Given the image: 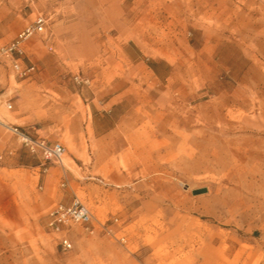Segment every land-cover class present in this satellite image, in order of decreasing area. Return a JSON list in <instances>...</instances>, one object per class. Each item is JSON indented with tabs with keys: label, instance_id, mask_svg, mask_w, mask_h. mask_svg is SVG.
Masks as SVG:
<instances>
[{
	"label": "rangeland",
	"instance_id": "obj_1",
	"mask_svg": "<svg viewBox=\"0 0 264 264\" xmlns=\"http://www.w3.org/2000/svg\"><path fill=\"white\" fill-rule=\"evenodd\" d=\"M39 11L34 71L0 60V264H264V0H8L0 46Z\"/></svg>",
	"mask_w": 264,
	"mask_h": 264
},
{
	"label": "built area",
	"instance_id": "obj_2",
	"mask_svg": "<svg viewBox=\"0 0 264 264\" xmlns=\"http://www.w3.org/2000/svg\"><path fill=\"white\" fill-rule=\"evenodd\" d=\"M8 0H0V3ZM49 16L43 12L35 15L34 19L19 30L15 36L6 44L0 46V60L9 64L19 75H27L34 71L33 64L25 65L22 61L25 42L34 35L42 34L49 26ZM26 150L38 156L43 163L53 162L61 163L63 160L64 146L58 142H49L45 138L27 133L17 126L3 124ZM45 168L44 170H46ZM93 214L90 208L82 202L76 195L70 202H57L46 214V227L50 231L60 234L59 245L63 250L72 248V241L69 238L68 231L72 225L79 224L86 229H94ZM116 221V218L114 219ZM97 226L102 229H109L106 222L96 221Z\"/></svg>",
	"mask_w": 264,
	"mask_h": 264
},
{
	"label": "bare ground",
	"instance_id": "obj_3",
	"mask_svg": "<svg viewBox=\"0 0 264 264\" xmlns=\"http://www.w3.org/2000/svg\"><path fill=\"white\" fill-rule=\"evenodd\" d=\"M62 162H63V164H65L64 158H63Z\"/></svg>",
	"mask_w": 264,
	"mask_h": 264
},
{
	"label": "crops",
	"instance_id": "obj_4",
	"mask_svg": "<svg viewBox=\"0 0 264 264\" xmlns=\"http://www.w3.org/2000/svg\"><path fill=\"white\" fill-rule=\"evenodd\" d=\"M39 12H42V11H39ZM39 12H37V13H39ZM37 13H36V14H37ZM43 13H44V12H43ZM36 14H35V15H36ZM34 17H35V16H34Z\"/></svg>",
	"mask_w": 264,
	"mask_h": 264
},
{
	"label": "water",
	"instance_id": "obj_5",
	"mask_svg": "<svg viewBox=\"0 0 264 264\" xmlns=\"http://www.w3.org/2000/svg\"><path fill=\"white\" fill-rule=\"evenodd\" d=\"M198 192H202V190H199Z\"/></svg>",
	"mask_w": 264,
	"mask_h": 264
}]
</instances>
